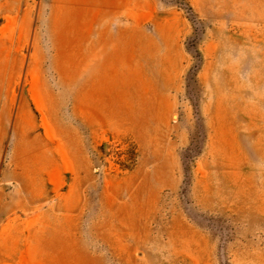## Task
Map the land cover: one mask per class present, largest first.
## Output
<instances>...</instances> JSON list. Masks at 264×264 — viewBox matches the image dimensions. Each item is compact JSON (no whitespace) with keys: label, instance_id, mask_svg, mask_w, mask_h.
Returning <instances> with one entry per match:
<instances>
[{"label":"rangeland","instance_id":"obj_1","mask_svg":"<svg viewBox=\"0 0 264 264\" xmlns=\"http://www.w3.org/2000/svg\"><path fill=\"white\" fill-rule=\"evenodd\" d=\"M0 264H264V0H0Z\"/></svg>","mask_w":264,"mask_h":264}]
</instances>
